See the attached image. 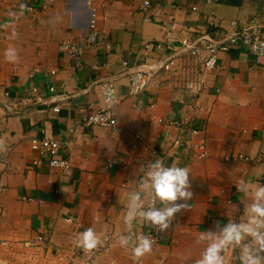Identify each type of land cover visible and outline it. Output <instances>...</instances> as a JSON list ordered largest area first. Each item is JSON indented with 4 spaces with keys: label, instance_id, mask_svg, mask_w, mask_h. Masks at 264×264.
Returning <instances> with one entry per match:
<instances>
[{
    "label": "crops",
    "instance_id": "obj_1",
    "mask_svg": "<svg viewBox=\"0 0 264 264\" xmlns=\"http://www.w3.org/2000/svg\"><path fill=\"white\" fill-rule=\"evenodd\" d=\"M142 1L0 0V264H196L206 246L201 233L246 219L251 196L237 185H264V70L256 57L244 45L220 52L196 94L167 73L132 94L122 62H156L161 53L145 44L176 46L192 36L190 27L224 36L232 21L256 25L249 1L149 0L146 10ZM93 13L102 42L85 48L76 65L59 44L83 41ZM9 48L14 63L5 59ZM108 79L115 80L117 124L85 125L86 115L105 106L100 83ZM41 136L63 144L68 172L45 158L37 163L29 139ZM200 138L207 141L204 158L192 156ZM156 160L188 168L193 196L176 202L184 208L136 259V237L155 229L138 219L129 233L123 217L129 193L141 191L147 203L140 186ZM88 228L101 241L93 250L77 246ZM129 234V245L120 246L119 237ZM242 247L225 251L224 264H240Z\"/></svg>",
    "mask_w": 264,
    "mask_h": 264
},
{
    "label": "built area",
    "instance_id": "obj_2",
    "mask_svg": "<svg viewBox=\"0 0 264 264\" xmlns=\"http://www.w3.org/2000/svg\"><path fill=\"white\" fill-rule=\"evenodd\" d=\"M149 7V0L141 2V9L146 10ZM30 9H32L31 5L25 6V10ZM193 9H196V7L194 6ZM95 16V13H93L89 24L90 30L86 33L83 41H62L59 44V49L73 57L76 65L80 64V59L83 56L85 48L96 47L102 42L95 30ZM208 23H211L210 19H208ZM186 30L192 36L179 38V44L176 46L160 41L145 44L146 48H152L161 53L156 62L131 66L128 61L122 62V65L128 71V84L132 94L145 89L150 80L159 73H167L176 81H183L186 89L196 94L199 90L200 75L204 71L217 66L218 54L226 52L232 47L237 48L240 45L246 46L247 50L256 57L261 68L264 70V26H239L235 20L231 22V30L224 36H219L217 30H214L213 35L191 27ZM192 33H197V35ZM203 53H205L204 56ZM95 67L98 68V65H95ZM51 73H54V71H51ZM100 87L105 106L86 115L83 122L85 125H96L113 129L117 124L113 115V108L118 103L115 80H104L100 83ZM49 89L54 92L52 87ZM51 110L58 112V105L53 106ZM170 122L175 125L179 123L174 120ZM198 132V129L194 128L191 129L190 133L196 135ZM180 142L181 140L176 138L173 141V145L178 146ZM29 144L31 149L38 155L37 163L42 158H45L50 167L58 168L63 172L69 171L71 164L67 157L61 155L60 151L63 144L59 140L46 136L31 137ZM206 144L207 141L204 138H200L197 142H194L192 144V156L197 158L206 157L208 154ZM156 206L159 207L158 202ZM146 236L153 241L156 235L149 232Z\"/></svg>",
    "mask_w": 264,
    "mask_h": 264
},
{
    "label": "clouds",
    "instance_id": "obj_3",
    "mask_svg": "<svg viewBox=\"0 0 264 264\" xmlns=\"http://www.w3.org/2000/svg\"><path fill=\"white\" fill-rule=\"evenodd\" d=\"M21 10L25 5H21ZM15 36V32H13ZM5 59L9 62L17 60L14 48L5 51ZM146 191L147 203L141 191L131 192L128 195L127 210L123 217L125 228L131 233L133 222L143 219L146 223L163 232L169 228L176 213L184 208L193 193L190 191L189 170L186 167L165 166L161 160L154 161L146 172V180L140 186ZM237 191L251 196V203L246 206V219L243 222H229L220 230H209L201 233L198 242L206 246L201 258L196 264H224L223 253L229 249L240 247V264H264V185L254 189L245 181H240ZM157 202L164 204L163 208L157 207ZM131 235H121L119 244L128 246ZM248 243H244L245 241ZM152 240L147 236H138L132 246V255L138 259L152 250ZM101 241L92 228H88L77 237V246L85 250L95 249Z\"/></svg>",
    "mask_w": 264,
    "mask_h": 264
},
{
    "label": "rangeland",
    "instance_id": "obj_4",
    "mask_svg": "<svg viewBox=\"0 0 264 264\" xmlns=\"http://www.w3.org/2000/svg\"><path fill=\"white\" fill-rule=\"evenodd\" d=\"M248 1H249V7H248L249 15H248V17L250 20L249 22H253L256 25L264 26V0H248ZM67 221L69 223H72L73 219L69 217V218H67ZM158 232L159 231L156 229H155V231H151V233L156 235L155 239L157 237ZM147 233H149V232H147ZM60 261L61 260L54 261V262L52 261L51 264H60ZM22 262L24 264H26V260L20 261L19 264H22ZM36 264H50V262L47 260H45V261L44 260H36ZM84 264H87V263H84ZM89 264H93V263H89Z\"/></svg>",
    "mask_w": 264,
    "mask_h": 264
}]
</instances>
